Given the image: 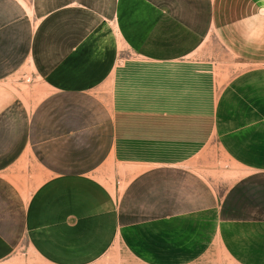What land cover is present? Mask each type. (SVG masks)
<instances>
[{
  "label": "crops",
  "instance_id": "crops-1",
  "mask_svg": "<svg viewBox=\"0 0 264 264\" xmlns=\"http://www.w3.org/2000/svg\"><path fill=\"white\" fill-rule=\"evenodd\" d=\"M216 49L254 68L207 86L205 120L122 129L121 65ZM263 75L264 0H0V264H264ZM214 142L239 172L222 193L197 172ZM107 163L141 171L121 196Z\"/></svg>",
  "mask_w": 264,
  "mask_h": 264
},
{
  "label": "rangeland",
  "instance_id": "rangeland-1",
  "mask_svg": "<svg viewBox=\"0 0 264 264\" xmlns=\"http://www.w3.org/2000/svg\"><path fill=\"white\" fill-rule=\"evenodd\" d=\"M252 65L254 64L246 61L240 62L230 57L221 49L203 51L197 58L178 64L159 65L138 58L132 63H124L113 80L118 99L119 125L125 131L127 116L157 114L169 116L185 114L181 112L185 109L193 110V113L197 112L196 114L200 115V121L205 120V117H201L206 113L207 86H227L230 81L231 83L236 82L240 76L238 72L254 68ZM254 77L251 76L252 79ZM261 78L264 82V75ZM31 81L32 76L24 75L22 78L24 86L21 87L27 92L31 105H34L41 98L42 92L38 86H29ZM191 99L198 101L195 108L190 107ZM144 141L147 140H140V142ZM123 142L120 146L124 152L122 158L125 159L127 145L126 140ZM198 159L199 177L209 180L220 189L221 193L225 182L228 184L239 176V172L230 166L217 142L211 144L208 150L205 149L203 152L200 150ZM140 172L139 170L133 172L126 166H119L117 172L111 163H107L102 170L97 172V176L104 177V182H107V180L113 181L118 175V188L121 196L133 173L137 176Z\"/></svg>",
  "mask_w": 264,
  "mask_h": 264
}]
</instances>
